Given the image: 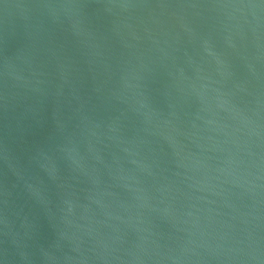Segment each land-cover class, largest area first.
Listing matches in <instances>:
<instances>
[{"label": "water", "instance_id": "95a60500", "mask_svg": "<svg viewBox=\"0 0 264 264\" xmlns=\"http://www.w3.org/2000/svg\"><path fill=\"white\" fill-rule=\"evenodd\" d=\"M0 264H264V0H0Z\"/></svg>", "mask_w": 264, "mask_h": 264}]
</instances>
